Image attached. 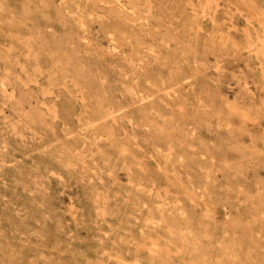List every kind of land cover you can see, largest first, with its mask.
I'll return each mask as SVG.
<instances>
[{
    "label": "rangeland",
    "instance_id": "1",
    "mask_svg": "<svg viewBox=\"0 0 264 264\" xmlns=\"http://www.w3.org/2000/svg\"><path fill=\"white\" fill-rule=\"evenodd\" d=\"M0 264H264V0H0Z\"/></svg>",
    "mask_w": 264,
    "mask_h": 264
},
{
    "label": "bare ground",
    "instance_id": "2",
    "mask_svg": "<svg viewBox=\"0 0 264 264\" xmlns=\"http://www.w3.org/2000/svg\"><path fill=\"white\" fill-rule=\"evenodd\" d=\"M5 86V85H4ZM4 86H3V88H4ZM125 263V262H124Z\"/></svg>",
    "mask_w": 264,
    "mask_h": 264
}]
</instances>
